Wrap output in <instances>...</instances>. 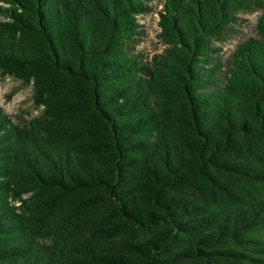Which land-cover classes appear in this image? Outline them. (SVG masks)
Returning <instances> with one entry per match:
<instances>
[{"label":"trees","instance_id":"16d2710c","mask_svg":"<svg viewBox=\"0 0 264 264\" xmlns=\"http://www.w3.org/2000/svg\"><path fill=\"white\" fill-rule=\"evenodd\" d=\"M151 1L0 0V264H264V1Z\"/></svg>","mask_w":264,"mask_h":264},{"label":"rangeland","instance_id":"374dc122","mask_svg":"<svg viewBox=\"0 0 264 264\" xmlns=\"http://www.w3.org/2000/svg\"><path fill=\"white\" fill-rule=\"evenodd\" d=\"M161 5V0H152L150 9L146 13L138 15L137 18L142 24L143 35L135 46V50L146 58L160 53L165 46L157 35L159 31L158 11L161 9ZM260 11V9H255L236 13V23L230 36L218 44L224 56L233 49L237 42L255 35L254 22ZM0 107L12 121L18 123L25 122L29 117L39 112V108H35L32 104L29 84H23L8 75H0Z\"/></svg>","mask_w":264,"mask_h":264}]
</instances>
